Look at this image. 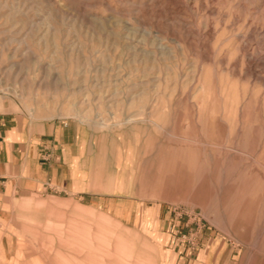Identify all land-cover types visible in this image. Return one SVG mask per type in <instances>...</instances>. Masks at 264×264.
<instances>
[{
  "label": "rangeland",
  "instance_id": "1",
  "mask_svg": "<svg viewBox=\"0 0 264 264\" xmlns=\"http://www.w3.org/2000/svg\"><path fill=\"white\" fill-rule=\"evenodd\" d=\"M0 120L79 125L118 203L28 219L34 264H264V0H0Z\"/></svg>",
  "mask_w": 264,
  "mask_h": 264
},
{
  "label": "crops",
  "instance_id": "2",
  "mask_svg": "<svg viewBox=\"0 0 264 264\" xmlns=\"http://www.w3.org/2000/svg\"><path fill=\"white\" fill-rule=\"evenodd\" d=\"M89 150L79 125L53 123L39 131L0 120V264H34L37 253L25 251L37 247L27 234L36 222L53 218L55 203L67 206L68 217L84 216L87 204L98 211L103 204L117 206L99 190ZM37 202L45 209L33 208ZM121 205L119 212L109 209L107 214L122 223L141 217L134 200ZM147 218L150 224L159 220L148 212Z\"/></svg>",
  "mask_w": 264,
  "mask_h": 264
}]
</instances>
